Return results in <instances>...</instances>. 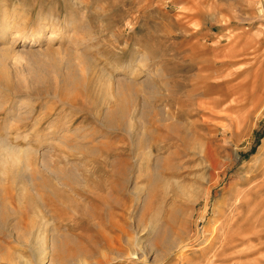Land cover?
<instances>
[{"label":"rangeland","instance_id":"rangeland-1","mask_svg":"<svg viewBox=\"0 0 264 264\" xmlns=\"http://www.w3.org/2000/svg\"><path fill=\"white\" fill-rule=\"evenodd\" d=\"M0 28V264L65 235L155 264L154 226L186 242L162 264H264L260 0H0Z\"/></svg>","mask_w":264,"mask_h":264},{"label":"bare ground","instance_id":"bare-ground-1","mask_svg":"<svg viewBox=\"0 0 264 264\" xmlns=\"http://www.w3.org/2000/svg\"><path fill=\"white\" fill-rule=\"evenodd\" d=\"M262 9V8H261ZM263 11V10H262ZM8 28V27H7ZM6 25H4L3 27H2V33H3V35L5 36L6 35ZM260 35V34H259ZM11 43V42H10ZM8 46H10V45H8ZM6 47L4 50H2V52H1V54H3V57H4V55H6V54H8L7 52H8V50L9 51H11V50H13V48H10L9 49V47ZM14 46V45H13ZM12 47V46H11ZM6 58V57H5ZM2 62V58H0V65L2 64L1 63ZM70 66V65H69ZM68 67V66H67ZM67 72V71H66ZM2 73H3V71H2ZM82 74V71L81 70H79L78 68H76V69H71V67H70V69H68V73H67V79H69V80H71V82L73 83H75V84H78V83H80L81 81H82V78H81V75ZM0 76H2V75H0ZM5 77V76H4ZM7 78V77H6ZM3 79H5V78H3ZM9 80V79H8ZM6 81V80H5ZM120 89H118V90H121V87H119ZM121 95V92L119 93V96ZM109 113V112H108ZM109 123V122H108ZM11 148V147H10ZM4 149V148H3ZM5 150H7V151H9V149H6L5 148ZM207 150V149H206ZM10 151L12 152V149H10ZM14 152V151H13ZM208 152V151H207ZM209 153V152H208ZM12 154V153H11ZM25 154V153H24ZM14 157V156H13ZM155 228H157V229H155ZM101 231V230H100ZM217 232V231H216ZM215 232V233H216ZM152 233L154 234V237H158V241H159V244L158 245H160V248H156V249H154L152 246L153 245H149V246H147V245H145V246H143V245H141V248L143 249V253H142V255L141 256H137V254L136 253H134V252H131L130 254H132L133 256H137V258L138 259H140V260H143V262L144 263H149V262H151V263H155V264H162L166 259V256H168L169 254H171L172 253V251L173 250H178L179 252H181V254H183V251H184V249H185V247H186V244L184 245L183 243L185 242L182 238H179V237H177V236H171L172 234H169L168 233V231L164 228V227H160V226H157V227H155L154 226V229L152 230ZM215 233H213V235L212 236H214V234ZM216 235V234H215ZM234 235H236V234H234ZM240 235V234H239ZM238 235V236H239ZM245 235H247V234H245ZM237 236V237H238ZM244 238H245V236L244 235H242ZM250 236V235H249ZM54 237V236H53ZM234 237V236H233ZM247 237V236H246ZM230 238V237H229ZM242 237H240V239H241ZM110 239H112V238H110ZM108 240V241H111V240ZM214 239V238H213ZM213 239H212V241H213ZM243 239V238H242ZM237 240V239H236ZM245 240V239H244ZM114 241V240H113ZM230 241V240H229ZM228 241V242H229ZM112 242V241H111ZM209 242H211V240L209 241ZM233 242V241H232ZM234 244H236L237 242L235 241V239H234ZM239 242H240V240H239ZM238 242V243H239ZM245 242V241H244ZM246 242H248L247 240H246ZM249 242H251V241H249ZM248 242V243H249ZM142 244H143V242H141ZM148 243V242H147ZM186 243V242H185ZM52 245H51V247H52V251H51V255L50 256H47V255H43V256H40V258H39V264H45V261H47V257H50L49 258V264H100V262L99 261H95V262H92V261H90L89 259H87V257L86 256H79V255H74L75 253H77V251L80 249V245H79V243L74 239V238H71V237H68L67 235H65V236H63V239L61 240V239H59V238H57V237H55L53 240H52V243H51ZM108 244H111L110 242L108 243ZM113 245H112V247L113 246H115V243L113 242L112 243ZM188 244V243H187ZM70 245H73V246H78L77 248H78V250L73 254L74 255V257L76 256L77 258H73V259H71V257L73 256L72 255V253H69V248H68V246H70ZM231 245V242H230V244H229V246ZM239 245V244H238ZM237 245V246H238ZM241 245V244H240ZM244 245V244H243ZM75 246V247H76ZM188 246V245H187ZM236 246V247H237ZM109 247H111V246H109ZM149 247V250H147V248ZM235 247V246H234ZM247 247V246H246ZM114 248V247H113ZM82 249V248H81ZM115 249V248H114ZM114 249H112L113 251H115ZM242 249V248H241ZM240 249V250H241ZM116 250H118V249H116ZM144 250H146V251H144ZM238 250V249H237ZM244 250V249H243ZM249 250V249H248ZM81 250H79V252L78 253H81L80 252ZM83 251V250H82ZM112 251V252H113ZM120 251V250H119ZM111 252V253H112ZM118 252V251H117ZM117 252H116V254H117ZM77 253V254H78ZM115 253V252H114ZM114 253H112V254H114ZM123 253V252H122ZM128 253V252H127ZM119 254H120V252H119ZM118 254V256H121V255H119ZM79 256V257H78ZM118 256H114V257H112V258H110V259H114V258H117ZM46 259V260H45Z\"/></svg>","mask_w":264,"mask_h":264},{"label":"built area","instance_id":"built-area-1","mask_svg":"<svg viewBox=\"0 0 264 264\" xmlns=\"http://www.w3.org/2000/svg\"><path fill=\"white\" fill-rule=\"evenodd\" d=\"M261 1V8L264 11V0H260Z\"/></svg>","mask_w":264,"mask_h":264}]
</instances>
